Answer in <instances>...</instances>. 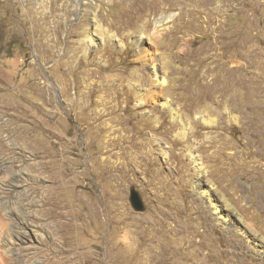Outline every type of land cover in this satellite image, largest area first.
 <instances>
[{
	"label": "rangeland",
	"instance_id": "rangeland-1",
	"mask_svg": "<svg viewBox=\"0 0 264 264\" xmlns=\"http://www.w3.org/2000/svg\"><path fill=\"white\" fill-rule=\"evenodd\" d=\"M0 264H264V0H0Z\"/></svg>",
	"mask_w": 264,
	"mask_h": 264
},
{
	"label": "water",
	"instance_id": "water-1",
	"mask_svg": "<svg viewBox=\"0 0 264 264\" xmlns=\"http://www.w3.org/2000/svg\"><path fill=\"white\" fill-rule=\"evenodd\" d=\"M130 201L136 210H143V208H144L143 198H142L140 192L135 188L131 189Z\"/></svg>",
	"mask_w": 264,
	"mask_h": 264
},
{
	"label": "bare ground",
	"instance_id": "bare-ground-1",
	"mask_svg": "<svg viewBox=\"0 0 264 264\" xmlns=\"http://www.w3.org/2000/svg\"><path fill=\"white\" fill-rule=\"evenodd\" d=\"M160 20H162V19H160ZM160 20H159V22H161ZM96 34H100V35L104 36L105 32L104 31H98ZM154 75H155L156 81H158L160 85H165L167 83V78L163 77L161 79V77H159V74H158L157 70L154 71Z\"/></svg>",
	"mask_w": 264,
	"mask_h": 264
}]
</instances>
